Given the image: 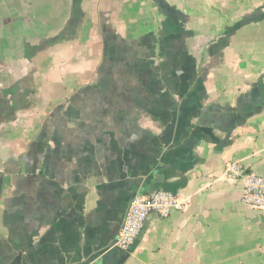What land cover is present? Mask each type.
I'll list each match as a JSON object with an SVG mask.
<instances>
[{"label":"crops","instance_id":"0c3cea01","mask_svg":"<svg viewBox=\"0 0 264 264\" xmlns=\"http://www.w3.org/2000/svg\"><path fill=\"white\" fill-rule=\"evenodd\" d=\"M229 161L264 175V0H0V264H264Z\"/></svg>","mask_w":264,"mask_h":264},{"label":"built area","instance_id":"2783aa9c","mask_svg":"<svg viewBox=\"0 0 264 264\" xmlns=\"http://www.w3.org/2000/svg\"><path fill=\"white\" fill-rule=\"evenodd\" d=\"M223 175L228 179H240L241 202L264 214V175L245 171L238 161L227 162ZM184 206V198L164 190H156L148 196L133 198L128 205L114 245L121 250H127L143 229L150 213L166 218L172 211L181 210Z\"/></svg>","mask_w":264,"mask_h":264}]
</instances>
